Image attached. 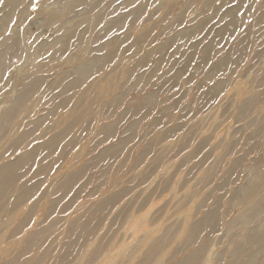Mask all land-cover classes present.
Returning a JSON list of instances; mask_svg holds the SVG:
<instances>
[{
	"label": "rangeland",
	"instance_id": "374dc122",
	"mask_svg": "<svg viewBox=\"0 0 264 264\" xmlns=\"http://www.w3.org/2000/svg\"><path fill=\"white\" fill-rule=\"evenodd\" d=\"M13 4L0 264H264V0Z\"/></svg>",
	"mask_w": 264,
	"mask_h": 264
},
{
	"label": "bare ground",
	"instance_id": "6f19581e",
	"mask_svg": "<svg viewBox=\"0 0 264 264\" xmlns=\"http://www.w3.org/2000/svg\"><path fill=\"white\" fill-rule=\"evenodd\" d=\"M11 1V4H13V3H18V2H20L21 0H10ZM14 5V4H13ZM7 178H9V177H7ZM7 178H6V180H7ZM80 178V177H79ZM80 179H82V178H80ZM253 203V202H252ZM251 207H253L252 205H251ZM210 218H212V215H207L206 217H205V222H207L206 224L207 225H209L210 224ZM92 221V220H91ZM203 223V222H202ZM203 227L204 226H197V225H195V226H193L191 229H189L190 231L189 232H187L188 234H187V236H186V238H187V240L186 241H190V242H196V240H197V238L199 237V234L201 233V230L203 229ZM149 257V256H148ZM147 257V258H148ZM146 258V259H147ZM145 259V260H146ZM151 259V258H150ZM149 259V260H150ZM157 259H159V258H157Z\"/></svg>",
	"mask_w": 264,
	"mask_h": 264
},
{
	"label": "snow or ice",
	"instance_id": "6c2138e0",
	"mask_svg": "<svg viewBox=\"0 0 264 264\" xmlns=\"http://www.w3.org/2000/svg\"><path fill=\"white\" fill-rule=\"evenodd\" d=\"M4 0H0V3H3ZM32 10L35 11L36 10V0H32ZM14 23V21H13Z\"/></svg>",
	"mask_w": 264,
	"mask_h": 264
}]
</instances>
